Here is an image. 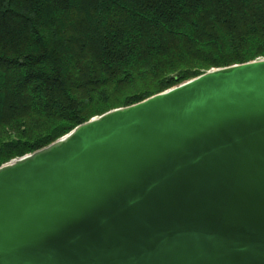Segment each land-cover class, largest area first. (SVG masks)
<instances>
[{"label": "water", "instance_id": "1", "mask_svg": "<svg viewBox=\"0 0 264 264\" xmlns=\"http://www.w3.org/2000/svg\"><path fill=\"white\" fill-rule=\"evenodd\" d=\"M0 264H264V57L1 164Z\"/></svg>", "mask_w": 264, "mask_h": 264}, {"label": "trees", "instance_id": "2", "mask_svg": "<svg viewBox=\"0 0 264 264\" xmlns=\"http://www.w3.org/2000/svg\"><path fill=\"white\" fill-rule=\"evenodd\" d=\"M264 57V0H0V165L212 67Z\"/></svg>", "mask_w": 264, "mask_h": 264}, {"label": "rangeland", "instance_id": "3", "mask_svg": "<svg viewBox=\"0 0 264 264\" xmlns=\"http://www.w3.org/2000/svg\"><path fill=\"white\" fill-rule=\"evenodd\" d=\"M106 112V111H105ZM96 116V115H95Z\"/></svg>", "mask_w": 264, "mask_h": 264}]
</instances>
